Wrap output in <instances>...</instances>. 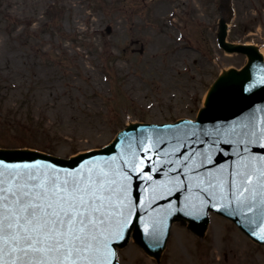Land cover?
I'll use <instances>...</instances> for the list:
<instances>
[{
    "label": "rangeland",
    "instance_id": "obj_1",
    "mask_svg": "<svg viewBox=\"0 0 264 264\" xmlns=\"http://www.w3.org/2000/svg\"><path fill=\"white\" fill-rule=\"evenodd\" d=\"M218 5L0 0V149L66 159L104 147L132 123L195 120L217 77L247 62L219 48ZM232 7L227 41L264 51V0H232ZM213 220L222 223L215 241ZM178 226L190 240L182 251L189 264H264V246L216 214L201 237L174 221L159 260L129 262L128 249L139 248L129 238L117 250L119 264H169Z\"/></svg>",
    "mask_w": 264,
    "mask_h": 264
},
{
    "label": "water",
    "instance_id": "obj_2",
    "mask_svg": "<svg viewBox=\"0 0 264 264\" xmlns=\"http://www.w3.org/2000/svg\"><path fill=\"white\" fill-rule=\"evenodd\" d=\"M229 3L220 0L221 14L230 10ZM226 21L222 16L220 46L228 53L246 54L249 62L241 71L229 70L218 78L196 122L133 125L107 148L70 160L37 152L0 151V168L30 165L37 171L85 172L98 166L110 171L128 186V220L123 235L111 241L114 254L115 246L123 247L133 230L134 239L158 258L173 216L189 220L190 228L200 235L207 224L206 207L223 213L254 241L264 244V219L255 210L234 214L231 209L238 205L230 204L232 193L240 188L236 172L250 156L242 151L248 139L245 134L254 133L253 140L264 137V62L254 47L225 43ZM242 139L245 142L238 144ZM251 152L256 154L251 156L256 163L264 155V138L251 145ZM192 205L205 210L194 212Z\"/></svg>",
    "mask_w": 264,
    "mask_h": 264
},
{
    "label": "snow or ice",
    "instance_id": "obj_3",
    "mask_svg": "<svg viewBox=\"0 0 264 264\" xmlns=\"http://www.w3.org/2000/svg\"><path fill=\"white\" fill-rule=\"evenodd\" d=\"M245 135L242 151L250 156L236 172L240 188L230 204L238 207L231 211L255 210L264 219V155L251 159V145L264 137ZM127 187L98 166L85 172L0 168V264H113L111 241L128 220Z\"/></svg>",
    "mask_w": 264,
    "mask_h": 264
},
{
    "label": "bare ground",
    "instance_id": "obj_4",
    "mask_svg": "<svg viewBox=\"0 0 264 264\" xmlns=\"http://www.w3.org/2000/svg\"><path fill=\"white\" fill-rule=\"evenodd\" d=\"M259 53L262 55L263 60H264V51L259 49ZM206 99L207 98L205 97L204 104H205ZM82 152H83L82 154L85 153V151H82ZM181 222L185 223L186 225L188 224V222L185 220H181ZM219 224H222V223H219L218 221L213 220V223L211 225V229H212L211 235L214 241L218 235L217 230L221 228ZM130 232H131L130 233V238H131L133 235L132 230ZM186 233H187V230L185 227L183 228V226H180V227L178 226L177 230L174 233L173 240L171 242L172 245H171L170 253L172 254V258L169 264H189L191 263L190 261L186 259L185 255L184 256L182 255L183 249L187 247L188 245H190V240H189V237L186 235ZM236 242L238 243V241ZM136 247L131 246L127 251L126 256L128 257L129 262H135L139 258H147L149 260L154 259L151 256L147 255V253H145V251L140 246L139 248L138 247L136 248Z\"/></svg>",
    "mask_w": 264,
    "mask_h": 264
}]
</instances>
